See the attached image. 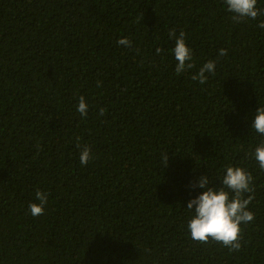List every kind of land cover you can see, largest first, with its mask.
<instances>
[{"label": "trees", "instance_id": "16d2710c", "mask_svg": "<svg viewBox=\"0 0 264 264\" xmlns=\"http://www.w3.org/2000/svg\"><path fill=\"white\" fill-rule=\"evenodd\" d=\"M232 15L224 0H0V264H264L252 155L264 137L251 128L264 106V16ZM173 29L195 64L180 75ZM85 145L94 159L81 165ZM228 166L255 190L238 252L187 227V202L204 191L192 185L207 175L218 188ZM37 190L48 203L33 217Z\"/></svg>", "mask_w": 264, "mask_h": 264}, {"label": "clouds", "instance_id": "9594fccd", "mask_svg": "<svg viewBox=\"0 0 264 264\" xmlns=\"http://www.w3.org/2000/svg\"><path fill=\"white\" fill-rule=\"evenodd\" d=\"M226 9L232 13L231 19L235 23H241L246 19L255 20L258 16H264V8L257 6L258 0H224ZM258 27L264 29V20L260 21ZM169 39L174 40L172 49L175 60V72L180 75L190 69L195 68L193 63L192 49L185 42V33L180 31H169ZM118 44L131 47V40L120 38ZM162 49L157 48L156 53L160 54ZM219 56H226V49L218 50ZM216 61L209 60L204 63L196 74L192 76L193 80L200 84L206 83L208 76L205 73L214 74ZM100 86V82H97ZM77 111L82 117L87 115L88 104L84 96L79 97ZM104 108L99 109V115L103 116ZM254 129L261 137H264V106H258L256 115L251 123ZM77 147H80L79 137H77ZM258 162L259 168L264 170V139L255 147L252 153ZM94 159L91 149L84 146L80 152L79 160L81 165H86ZM162 166L166 167L169 156L168 152L162 153ZM220 186L212 187V178L207 175L201 176L192 187L204 189L195 198L187 202L186 208L193 212V215L187 222L190 236L194 241L208 243L213 240L227 247L229 251H240L242 240V224H248L255 219V214L248 209L254 196L246 195L254 193L253 176L245 168L239 166H228L220 179ZM36 203H30L28 208L33 217L44 214L45 206L48 203V193L37 190L35 193Z\"/></svg>", "mask_w": 264, "mask_h": 264}]
</instances>
